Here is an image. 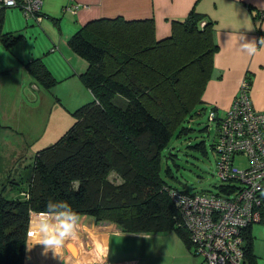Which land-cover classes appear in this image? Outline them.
<instances>
[{
	"label": "trees",
	"instance_id": "obj_1",
	"mask_svg": "<svg viewBox=\"0 0 264 264\" xmlns=\"http://www.w3.org/2000/svg\"><path fill=\"white\" fill-rule=\"evenodd\" d=\"M174 22L171 36L157 42L147 20L120 18L90 22L70 36L69 48L88 64L79 77L93 99L71 113L74 122L57 142L36 153L25 179L0 184V264H23L29 209L39 212L49 199L126 233L174 231L190 247L162 158L172 160L164 155L171 138L186 134L183 123L204 104L217 45L204 14L191 10ZM13 39L7 34L6 42ZM24 66L42 88L55 84L40 58ZM188 147L205 151L203 142ZM261 212L264 224V206ZM243 239V264H257L251 226Z\"/></svg>",
	"mask_w": 264,
	"mask_h": 264
},
{
	"label": "crops",
	"instance_id": "obj_2",
	"mask_svg": "<svg viewBox=\"0 0 264 264\" xmlns=\"http://www.w3.org/2000/svg\"><path fill=\"white\" fill-rule=\"evenodd\" d=\"M69 5H79V8L73 13L65 8ZM191 10L213 21L212 40L217 45L212 55L211 76L201 94L203 103L212 105L217 115L223 114L235 97L241 80L246 77L250 81L253 107L264 110V50L259 48V39L264 37V0H43L41 17L55 16L53 20L57 22L58 32L49 38L47 53L38 52L37 55L54 79L66 82L71 94L70 98H60L64 105H75L78 101L83 105L93 97L79 77L88 64L67 44L74 32L93 21L147 20L152 28L151 36L157 42L170 37L178 27L174 21L184 19ZM240 34L246 35L249 41L256 40L258 50L255 55L248 56L239 50ZM21 73L24 81L31 80L29 92L32 97L36 91L44 90L33 82L32 75L23 65ZM11 74L6 73L2 78ZM57 91L60 94V89ZM114 178V182H121ZM8 180L0 178V184ZM166 232L126 233L115 223L97 222L92 216L79 215L76 236L65 242L61 258L54 259L51 253L43 256L40 245L28 251L27 245H31L27 238L23 264H148L152 257L151 247L138 246L135 242L141 240L145 244ZM68 244L75 247V252ZM183 254L181 251V257Z\"/></svg>",
	"mask_w": 264,
	"mask_h": 264
},
{
	"label": "rangeland",
	"instance_id": "obj_3",
	"mask_svg": "<svg viewBox=\"0 0 264 264\" xmlns=\"http://www.w3.org/2000/svg\"><path fill=\"white\" fill-rule=\"evenodd\" d=\"M41 17L34 19L26 17L19 8L2 10L0 21V178L18 180L27 176L29 164L36 153L53 145L73 124L71 113L82 105H64L62 99L70 98L66 82H58L49 89L42 88L40 82L33 77V82L44 89L42 92L30 94L31 80L22 78V65L40 54L47 53L49 38L58 32L56 18ZM1 18V16H0ZM7 34L12 36L6 42ZM39 58V57H38ZM43 58V57H42ZM6 73H12L2 78ZM11 81V82H10ZM24 81L23 85L20 82ZM10 82V83H9ZM63 83V86H60ZM57 89H60L58 94ZM60 98H62L60 100ZM59 99V100H58ZM89 100V99H88ZM201 109L196 114L197 109ZM212 105L204 103L197 106L194 116L188 117L183 123L188 131L180 137L173 136L164 155L173 154L172 160L163 156L162 167L171 169L170 176L162 173L166 181L180 190L189 193L202 191L216 192L220 179L215 174V154L211 144L215 137L216 126L208 121ZM221 114V112H220ZM203 142L205 151L193 150L188 145ZM235 166L239 169L248 166L244 155L235 157ZM121 179L115 172H110L109 178ZM23 193V192H22ZM21 193V195H22ZM23 196V195H22ZM163 231L161 233H164ZM252 247L257 264H264V224L251 225ZM158 234L149 242L136 241V245L151 247L152 264H205L203 257L193 252V247H187L183 240L174 232ZM75 252V247L68 244ZM243 250V249H242ZM184 254L180 255V252ZM244 253V250H243ZM244 256V254H243ZM148 263V264H149Z\"/></svg>",
	"mask_w": 264,
	"mask_h": 264
},
{
	"label": "built area",
	"instance_id": "obj_4",
	"mask_svg": "<svg viewBox=\"0 0 264 264\" xmlns=\"http://www.w3.org/2000/svg\"><path fill=\"white\" fill-rule=\"evenodd\" d=\"M42 4L43 0H0V11L19 8L38 20ZM65 8L74 13L79 5ZM207 119L216 126L212 149L220 179L217 191L189 193L170 186L166 191L180 211L194 254L205 264H243L244 230L260 223L264 206V110L253 107L250 81L244 77L223 114L211 109ZM239 155L247 157L246 168L235 166Z\"/></svg>",
	"mask_w": 264,
	"mask_h": 264
},
{
	"label": "clouds",
	"instance_id": "obj_5",
	"mask_svg": "<svg viewBox=\"0 0 264 264\" xmlns=\"http://www.w3.org/2000/svg\"><path fill=\"white\" fill-rule=\"evenodd\" d=\"M257 46L255 39L249 41L246 35H239L238 47L244 54L255 55ZM259 48L264 50V37L259 39ZM78 226L79 215L66 200L49 199L41 211L29 209L26 232L31 246L27 245L28 251L40 245L43 256L51 253L54 259L61 258L65 242L76 236Z\"/></svg>",
	"mask_w": 264,
	"mask_h": 264
}]
</instances>
